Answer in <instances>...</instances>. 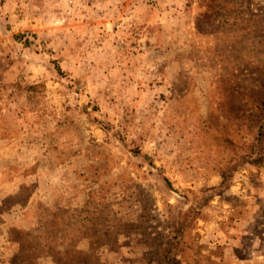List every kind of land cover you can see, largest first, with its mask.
<instances>
[{"label":"rangeland","instance_id":"1","mask_svg":"<svg viewBox=\"0 0 264 264\" xmlns=\"http://www.w3.org/2000/svg\"><path fill=\"white\" fill-rule=\"evenodd\" d=\"M0 264H264V0H0Z\"/></svg>","mask_w":264,"mask_h":264}]
</instances>
